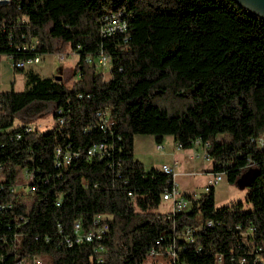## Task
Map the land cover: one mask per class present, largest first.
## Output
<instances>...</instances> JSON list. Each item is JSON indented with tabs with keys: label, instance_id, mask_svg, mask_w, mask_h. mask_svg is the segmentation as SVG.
Segmentation results:
<instances>
[{
	"label": "trees",
	"instance_id": "16d2710c",
	"mask_svg": "<svg viewBox=\"0 0 264 264\" xmlns=\"http://www.w3.org/2000/svg\"><path fill=\"white\" fill-rule=\"evenodd\" d=\"M117 11L125 30L101 36L102 16ZM32 40L31 51L21 49ZM65 47L76 56L65 77L28 69L23 89L0 91V203H10L0 211V264L33 254L46 264H144L151 247L163 252L162 264H264V148L250 141L264 134V19L233 0L0 5V55L10 66ZM99 52L109 59L106 79L84 59ZM166 97L180 107L169 112L153 102ZM25 109L50 112L52 126L24 132L26 123L13 125ZM98 110L107 113L106 129L97 124ZM137 133L153 135L156 144L170 135L180 149L206 142L208 171L230 183L247 167L258 168L244 192L249 207L215 206L211 187L185 210L159 212L172 174L144 169L132 157ZM97 143L107 154L88 155ZM56 148L69 154L67 163L55 166ZM19 181L22 191L10 189ZM97 213L107 223L100 239L62 243L74 220L87 229ZM185 226L199 227L191 242L176 237ZM169 245L173 258L165 254ZM98 246L104 250L93 253Z\"/></svg>",
	"mask_w": 264,
	"mask_h": 264
},
{
	"label": "rangeland",
	"instance_id": "374dc122",
	"mask_svg": "<svg viewBox=\"0 0 264 264\" xmlns=\"http://www.w3.org/2000/svg\"><path fill=\"white\" fill-rule=\"evenodd\" d=\"M68 50L69 48L65 47L59 51L64 53V57L62 59L57 58V54L59 53L58 51L44 53L39 56L38 63L24 67L22 71H14L10 66L9 60L5 56L0 55V91L7 90L9 88H12L13 90L23 89L25 83V73L28 69H31L40 77H48L52 75H60L62 78L65 77L69 72V68L76 60L75 55L69 54V52L65 54ZM98 69L103 74V78L106 79L108 76V65L100 66ZM153 102L160 106H165L169 112L180 107V105L170 97L157 98L153 100ZM53 122V117L48 111L43 113L40 109H25L15 115L12 124L16 125L26 123L32 127L44 130L50 128ZM167 136L169 135L164 137ZM219 137L225 138V136ZM164 142L167 143V141ZM155 144L156 142L151 134L137 133L133 135L132 152L136 156H139L140 160L143 161L144 165L142 166L144 169H148L152 165L158 166L160 164L159 162L164 158L163 155L160 154L161 150H157L155 148ZM191 150L192 148L190 147L182 152H190ZM198 150L200 151L199 148ZM191 159V161L190 159H187L190 163H187L186 165L182 162L176 164L173 174H176L175 183L178 192L182 194L191 192L198 196L201 192H203V185L209 178V176L205 175L203 171L206 168L210 169L211 160L208 158L204 159L200 155L194 156ZM191 163H193V165ZM15 190H17L16 187ZM244 192L245 188L236 187L234 182H228L226 177L222 175L213 186L214 204L215 206H219L221 204H229L235 201H240L244 208H248L249 204L244 201ZM169 205V202L161 200L157 210L159 212H164L169 208ZM40 260L43 264H46L44 257H40ZM163 261L164 258L161 257V255H158L153 256L152 258H146L144 260V264H162Z\"/></svg>",
	"mask_w": 264,
	"mask_h": 264
},
{
	"label": "built area",
	"instance_id": "2783aa9c",
	"mask_svg": "<svg viewBox=\"0 0 264 264\" xmlns=\"http://www.w3.org/2000/svg\"><path fill=\"white\" fill-rule=\"evenodd\" d=\"M9 0H0V5H4L6 3H8ZM121 12L117 11L116 13H106L102 16L101 18V22H100V28H99V33L101 36H108L110 35L112 32L114 31H124L125 30V23L124 20H122L120 18ZM35 40H32V42L28 45V46H23L21 47L22 50H28L31 51L33 49ZM72 54L74 55V52L69 49L66 53ZM64 57V53L59 52L57 54V58L58 59H62ZM85 61L87 63H91L93 64L95 67H100V66H104L107 65L109 62L108 56L102 52H99L95 57H90V56H86ZM39 61V55L37 54H33L29 57L26 58H22V59H18L16 61H14V63L11 65L13 67L16 68H24L27 66H31L34 65L36 63H38ZM96 118H97V124L100 128L102 129H106L109 125L108 123V119H107V113L105 110H98L95 112ZM56 121L58 123L61 122V118H57ZM22 129L24 132H28L32 129V126L28 125V124H24L22 125ZM20 134L19 132H16L14 134V138H19ZM250 141L257 147L260 148H264V134H258L256 136L251 137ZM1 145V144H0ZM193 147L192 148H199L200 151H194L192 155L194 156H202L204 159H207L206 154H205V148L207 146V143H201L198 139H195L192 143ZM178 147V146H177ZM156 149L160 148L159 144L155 145ZM107 150L108 147L105 144L102 143H97V144H93L91 145L86 153L88 155L91 154H102L105 155L107 154ZM61 151L56 148L55 149V157L57 158L55 161V166H58L60 164H65L68 162L69 160V154L68 153H62L60 154ZM163 173H171L172 174V180L169 184L168 188H164V190L161 192L160 194V198L163 201H167L170 203L168 210L166 211H180V210H185L186 208L189 207V205L191 204V201L193 199H195L197 196L194 194H190V198L187 197V194H182L180 192L177 191L176 189V183L173 180V170L172 167L168 164H161L158 167ZM209 178L206 181V183L203 185V192H206L209 188L213 187L214 184L221 178V174L219 173H211V172H207L206 173ZM19 179H21V181L26 180V178H28V176L26 175V173H21L18 176ZM23 182V183H24ZM23 184L22 182H17L16 185H14L12 188V190H15V187L17 188V190L15 191H19L23 189ZM1 188V186H0ZM31 189V187H30ZM10 207V203H0V211L1 210H5L7 208ZM204 225L205 226H211L212 225V221L207 219L204 221ZM237 227V226H236ZM199 227H193V226H185L183 227L178 233H176V237H180L182 239H184L185 241L191 242L193 240L192 238V234L194 233V231H196ZM250 229V228H249ZM60 229L58 228V231ZM107 230V223L105 221V216L102 214H94L91 218V226L88 227L87 229H83L81 227V224L79 222V220H74L72 222V227H71V232L69 234H63L62 235V243L66 246V247H70L73 244H81V243H89L93 240H98L101 238V236L105 233V231ZM10 241H15L17 243L18 238L16 237V235L14 234L11 238ZM12 242V244H13ZM15 242H14V247H15ZM155 243H157V241H155ZM104 249L102 246H98L96 248H93L92 252L93 253H99L102 252ZM162 251L156 250L154 247H151L148 250V256H158V255H162ZM165 254L168 257L173 258L174 257V250L172 245H169L167 247H165ZM219 256H216V260H219ZM97 262L100 261V257L97 258L96 260ZM242 259L239 260L240 263H242ZM16 264H43L42 261L40 260V256L33 254L28 256L27 258H19L16 261Z\"/></svg>",
	"mask_w": 264,
	"mask_h": 264
},
{
	"label": "crops",
	"instance_id": "0c3cea01",
	"mask_svg": "<svg viewBox=\"0 0 264 264\" xmlns=\"http://www.w3.org/2000/svg\"><path fill=\"white\" fill-rule=\"evenodd\" d=\"M65 54H67V53H65ZM164 136H166V135H164ZM164 136H162V138H161V141H160V144H159L160 148L157 149V150H161L160 154H162L164 158L162 159V161L159 162L160 164L158 166L152 165L150 167L158 168L161 164H168V165H170L172 167V170L174 172V168L176 167V164L182 162V163H184L186 165L187 163H190V161L192 160L191 158L194 157V155H192L193 152L194 151H198L199 152L198 148H196V149L192 148V150L190 152H184L183 153L182 152L183 150H187L189 148L180 149V148H178L176 146L175 142L173 141V139H172V137L170 135L167 136V137H164ZM163 140L167 141V143H165ZM132 157L134 159H136V160H139L141 162V164L144 165L143 161L140 160V157L136 156L135 154H133V152H132ZM186 158L190 159V161L187 160ZM191 164L193 165V163H191ZM208 170H209L208 168L204 169L203 173L205 175H207L206 173L208 172ZM175 176H176V174H173L174 182H175ZM183 194L190 195V194H194V193L186 192V193H183Z\"/></svg>",
	"mask_w": 264,
	"mask_h": 264
},
{
	"label": "water",
	"instance_id": "95a60500",
	"mask_svg": "<svg viewBox=\"0 0 264 264\" xmlns=\"http://www.w3.org/2000/svg\"><path fill=\"white\" fill-rule=\"evenodd\" d=\"M236 4L246 9L248 12L264 19V0H233ZM60 75H55L54 79H60ZM259 170L256 167H247L234 180L238 188H247L252 180L258 175Z\"/></svg>",
	"mask_w": 264,
	"mask_h": 264
}]
</instances>
